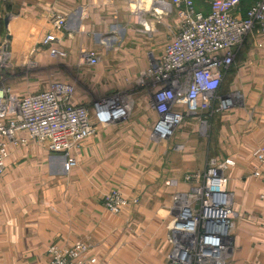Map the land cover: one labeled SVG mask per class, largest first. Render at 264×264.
<instances>
[{
    "label": "crops",
    "instance_id": "1",
    "mask_svg": "<svg viewBox=\"0 0 264 264\" xmlns=\"http://www.w3.org/2000/svg\"><path fill=\"white\" fill-rule=\"evenodd\" d=\"M193 1L197 10L210 12L206 0ZM255 2L242 0V17ZM54 13L67 20L63 33L51 23ZM185 14L172 0H0V45L6 50L0 82L13 99H21L47 90L55 74L66 69L77 74L79 66L86 67L94 74L86 76L90 90L83 95L75 88L74 102L94 114L98 95L122 80L131 86L127 77L141 75L161 58ZM53 33L62 38L64 58H52L42 45ZM255 35L244 44L264 59L259 47L264 36ZM83 49L96 52L98 65L80 63ZM260 91L263 86L255 90ZM131 107L128 119L97 125L95 135L71 151L77 165L70 171L64 155H50L43 145H10L7 172L0 178V264H45L51 245L79 241L90 246L94 264H170L174 197L191 188L184 173L202 164L186 149V129L169 141H157L153 126L158 116L150 102L135 101ZM255 112L264 120L263 110ZM251 135L237 145L229 157L235 165L225 173L236 216L230 264H264V180L253 176V154L264 145V134L256 129ZM177 143L184 149L177 150ZM102 188L106 193L119 189L139 202L113 215L97 199Z\"/></svg>",
    "mask_w": 264,
    "mask_h": 264
},
{
    "label": "built area",
    "instance_id": "2",
    "mask_svg": "<svg viewBox=\"0 0 264 264\" xmlns=\"http://www.w3.org/2000/svg\"><path fill=\"white\" fill-rule=\"evenodd\" d=\"M206 1L209 13L197 10L193 0H172L176 7L185 8V18L173 39L165 45L161 58L141 74L152 82V108L158 116L153 135L157 141L173 139L189 114L203 111L207 120L232 109L235 98L218 94L222 78L233 66L246 38L254 33L264 36V0L254 3L243 17L242 0ZM51 23L56 31L63 33L67 20L54 13ZM61 41L53 33L42 45L48 46L52 58L60 59L67 56L59 46ZM259 47L264 49V42ZM5 55L2 44L0 72ZM80 63L96 66L99 57L95 51L83 49ZM74 96L73 84L55 81L45 91L13 99L11 89L0 82V178L7 172L10 145H43L49 153L64 155L65 169L70 171L77 165L71 151L95 135L97 125L117 123L131 114V104L118 96L95 101L94 114L87 106L76 104ZM178 104L191 105L176 109ZM175 148L181 151L184 146L177 143ZM253 156L256 162L253 176L264 180V145ZM234 165L231 159L212 158L203 175V186L195 191L202 203L200 211L181 206L174 215L170 225L173 244L170 264H230L236 216L225 173ZM201 178L200 174H194L186 175L185 180L200 183ZM174 199L177 206L179 198ZM260 200L264 201V186ZM138 202V197L128 198L121 190L114 189L103 197L102 204L109 213L120 215ZM90 251V246L82 241L65 247L51 245L45 264H94L96 259L88 257Z\"/></svg>",
    "mask_w": 264,
    "mask_h": 264
},
{
    "label": "rangeland",
    "instance_id": "3",
    "mask_svg": "<svg viewBox=\"0 0 264 264\" xmlns=\"http://www.w3.org/2000/svg\"><path fill=\"white\" fill-rule=\"evenodd\" d=\"M257 1L258 0H256V2ZM255 34L256 33L253 35ZM253 35H249L245 42L249 40L253 42L251 37ZM248 44H244V46L239 48L233 66L227 70L222 78L218 92L221 97L233 96L236 102L234 107L221 114L212 115L208 117L207 120L205 119L206 113L203 111H197L191 115L189 114L186 116L183 125L176 131L177 134L178 131L183 132V129H186V132L190 135L186 141V149L190 147L189 151L195 157L193 161L201 160L202 166L198 167L195 172L184 173V182L189 184L191 188L183 196L175 195L179 198V203L177 206L175 205L174 215L177 214L181 206H188L195 212L200 211L202 203L200 198L195 195V191L203 186V175L206 173L209 161L212 158L222 161L229 159L231 154L236 152L237 145L239 143L243 144V141L247 143L246 141H249L247 136L252 137L251 134L256 129H261V133L264 134V120L259 119L260 114L255 112L257 109L263 110L261 115H264V91H260V93L255 92L258 86L264 87V59L257 58L253 53L254 48ZM246 54H248V56ZM60 63L61 62L58 61L59 65H61ZM78 69L79 71L77 74L74 72L71 73L69 69H66L68 72H65V74H55L52 79L55 81L72 83L76 88L77 94L80 93L85 95L90 90L88 89L86 76L94 77V74L87 70L88 68L86 67L79 66ZM127 78L131 81V86L125 85L124 80H122L118 83L119 86L110 90L107 94L103 95L98 92L100 95L97 96L96 101L118 96L122 100L132 104L133 108L135 106V101H142L143 103L150 102L152 107V82L145 77H141V75ZM95 92H97V90H95ZM243 92L247 95V98ZM182 93L185 98V89ZM138 94L139 96L136 98ZM249 95H251V97H249ZM249 102L250 104H254L252 108L249 107ZM189 105L191 104H178L176 109H186ZM50 155L54 154L50 153ZM194 174L201 175L202 178L200 183L188 182L185 180L186 175ZM101 190L103 192L100 191L101 195L97 197V199H103L108 193H106L108 190L104 188ZM188 199H191V203H187Z\"/></svg>",
    "mask_w": 264,
    "mask_h": 264
}]
</instances>
